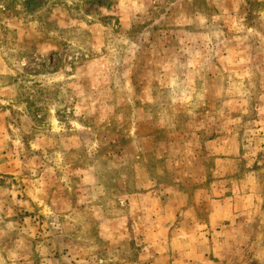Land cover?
I'll use <instances>...</instances> for the list:
<instances>
[{"label":"rangeland","instance_id":"374dc122","mask_svg":"<svg viewBox=\"0 0 264 264\" xmlns=\"http://www.w3.org/2000/svg\"><path fill=\"white\" fill-rule=\"evenodd\" d=\"M0 264H264V0H0Z\"/></svg>","mask_w":264,"mask_h":264}]
</instances>
